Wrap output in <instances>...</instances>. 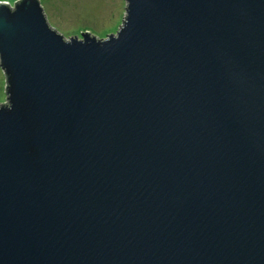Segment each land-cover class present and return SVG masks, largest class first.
Returning <instances> with one entry per match:
<instances>
[{
    "label": "water",
    "instance_id": "water-1",
    "mask_svg": "<svg viewBox=\"0 0 264 264\" xmlns=\"http://www.w3.org/2000/svg\"><path fill=\"white\" fill-rule=\"evenodd\" d=\"M126 4L0 2V264H264V0Z\"/></svg>",
    "mask_w": 264,
    "mask_h": 264
},
{
    "label": "rangeland",
    "instance_id": "rangeland-1",
    "mask_svg": "<svg viewBox=\"0 0 264 264\" xmlns=\"http://www.w3.org/2000/svg\"><path fill=\"white\" fill-rule=\"evenodd\" d=\"M19 0H7L15 5ZM50 25L67 39L88 32L99 39L116 35L126 16V0H39ZM6 77L0 65V105L6 102Z\"/></svg>",
    "mask_w": 264,
    "mask_h": 264
},
{
    "label": "snow or ice",
    "instance_id": "snow-or-ice-1",
    "mask_svg": "<svg viewBox=\"0 0 264 264\" xmlns=\"http://www.w3.org/2000/svg\"><path fill=\"white\" fill-rule=\"evenodd\" d=\"M0 2H7V0H0Z\"/></svg>",
    "mask_w": 264,
    "mask_h": 264
}]
</instances>
